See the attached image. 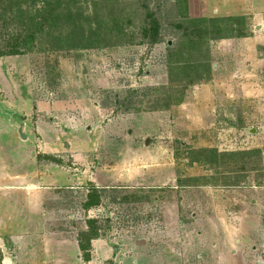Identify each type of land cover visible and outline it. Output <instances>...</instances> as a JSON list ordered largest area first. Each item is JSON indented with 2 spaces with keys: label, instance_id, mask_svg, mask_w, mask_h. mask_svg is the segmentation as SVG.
<instances>
[{
  "label": "rangeland",
  "instance_id": "obj_1",
  "mask_svg": "<svg viewBox=\"0 0 264 264\" xmlns=\"http://www.w3.org/2000/svg\"><path fill=\"white\" fill-rule=\"evenodd\" d=\"M77 1L90 18L115 15L123 34L99 30L91 47L38 38L0 56V177L30 170L51 189L35 253L49 257L61 241L79 252L97 221L90 264H264V0H152L154 45L142 37L144 0ZM191 20L207 33L198 41ZM6 22L0 37L32 29ZM21 117L27 142L12 122ZM46 155L109 194L88 213L87 193L62 186L67 175L40 174L57 169ZM12 203L0 192V208ZM15 242L4 249L19 264L28 251Z\"/></svg>",
  "mask_w": 264,
  "mask_h": 264
},
{
  "label": "trees",
  "instance_id": "obj_2",
  "mask_svg": "<svg viewBox=\"0 0 264 264\" xmlns=\"http://www.w3.org/2000/svg\"><path fill=\"white\" fill-rule=\"evenodd\" d=\"M150 1L152 0H144L140 4L141 11L144 13L141 30L142 37L148 39L154 45L161 41V23L157 14L149 8ZM37 4L40 6H37ZM37 7L40 8V11L37 10ZM105 8L108 7L105 5ZM32 10H35L34 14L31 13ZM8 19H17L23 28L26 29L30 26L32 29L26 34L0 37L10 47L8 50L0 51V56L17 55L20 51L19 45L23 46L26 41L34 42L38 38L37 41L40 42L47 40V42L62 43L64 45L80 44L82 47H91L92 43L95 42L91 38H86V36L96 34L99 30L104 33L109 31V34H113V32L123 34L122 23L115 15L100 16L96 14L94 18H90V16L84 15L82 8L78 6L77 0H0V21H2L0 24L5 26ZM130 23L128 21V24ZM189 24L191 25H189L190 29L188 28V31H190L189 37L192 41H198L206 32L199 30L195 20H191ZM44 28L50 32L40 34V31ZM53 29L57 30L55 34L52 33ZM10 42L13 44H9ZM45 159L48 162L60 163L55 159L51 161V157ZM105 191L92 188L87 194V201L84 204L85 209L89 210L99 206L104 198ZM97 223V221H90L87 224L88 230L82 232L79 238L78 246L82 259L86 264L91 259V241L100 238L99 232L102 228ZM105 225H107V221Z\"/></svg>",
  "mask_w": 264,
  "mask_h": 264
},
{
  "label": "crops",
  "instance_id": "obj_3",
  "mask_svg": "<svg viewBox=\"0 0 264 264\" xmlns=\"http://www.w3.org/2000/svg\"><path fill=\"white\" fill-rule=\"evenodd\" d=\"M15 126V131L18 135V127L20 124H23L22 127V134L21 139L23 142H27L29 139L23 134V131L26 126V119L24 117H21L20 123L16 124L14 120H12ZM22 135L25 136V138H22ZM31 141V139H30ZM32 142V141H31ZM64 147H68V143L63 142ZM37 157V162L40 163L41 160H46L45 158L48 157ZM30 163L33 161L32 152L30 153ZM47 161V160H46ZM59 161V160H58ZM48 162V161H47ZM60 163H53L56 165L57 169H54L50 175H48V171L41 172L40 174H44L50 177L59 176L61 173L68 176L67 181L69 183H66L62 186H64L66 189L70 190H84L87 194L92 188H96L98 190H106L105 194H109V186H99L98 184H95V180H86V184H84L81 181L80 177L76 175H70L65 172H62V170H59L58 167L62 168L61 163L62 161H59ZM45 164V163H44ZM45 168V167H42ZM40 176V175H39ZM75 180L77 181L76 185L79 186L78 188L75 186ZM50 186V185H48ZM43 186V185H36L32 182V172L29 170V172L19 173V174H10L7 173V175L0 177V192H2L5 197L11 196V200L13 201L12 204L9 205H3L0 208V211L3 212V210L11 211L13 216L5 217V215L2 214V218H0V250L3 252L2 257L0 256V264H12L10 261L11 255L6 253V249H4V245L7 243L9 246H12L11 243H16L15 241L22 242V246L19 247V253L21 250H27L28 251V257L26 256L22 257L24 259H21L19 264H80V258L81 253L79 252H72L66 251L63 249V244L65 241L56 242L55 243L60 245V249L55 248V252L51 254V256L47 257V254L42 253H35V247H38V244H44L40 239H42V236L45 235V225L48 223L49 219L47 218L49 213L45 208L43 207V203L41 202V198L48 195V190H51L50 187ZM62 186H53L54 189H58L57 187ZM104 198H106V195H104ZM6 200V199H4ZM9 201V200H8ZM17 201V202H16ZM94 209V208H92ZM92 209L86 210L88 213L92 211ZM39 211L38 216H40L41 222L39 225L37 224L38 230L34 233H30L33 221V213H36ZM210 220V219H209ZM13 225L14 228L18 227L17 230H10V226ZM37 236V237H36ZM34 239V240H33ZM6 241V243H5ZM13 241V242H11ZM105 241V240H104ZM108 241V240H107ZM100 242V239H96L91 241V247H94V243ZM70 243V242H69ZM106 243V241H105ZM39 244V246H40ZM55 244V245H56ZM96 246V245H95ZM78 247V246H77ZM42 248V247H41ZM33 254V256L31 255ZM30 255V256H29ZM106 256V254H105ZM49 259L52 261L51 263L46 262V260ZM63 259H68L69 261L65 262ZM91 261H89L90 264ZM15 263V261H13ZM18 264V263H17Z\"/></svg>",
  "mask_w": 264,
  "mask_h": 264
},
{
  "label": "water",
  "instance_id": "obj_4",
  "mask_svg": "<svg viewBox=\"0 0 264 264\" xmlns=\"http://www.w3.org/2000/svg\"><path fill=\"white\" fill-rule=\"evenodd\" d=\"M22 127H23V124H20L19 127H18V132H19L20 135L22 134ZM22 138H25V136L22 135ZM149 141H151V139H148L147 142H146V144H147Z\"/></svg>",
  "mask_w": 264,
  "mask_h": 264
}]
</instances>
